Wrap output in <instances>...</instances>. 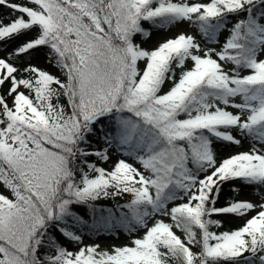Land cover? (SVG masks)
Masks as SVG:
<instances>
[{"label":"snow or ice","instance_id":"obj_1","mask_svg":"<svg viewBox=\"0 0 264 264\" xmlns=\"http://www.w3.org/2000/svg\"><path fill=\"white\" fill-rule=\"evenodd\" d=\"M0 264H264V0H0Z\"/></svg>","mask_w":264,"mask_h":264},{"label":"rangeland","instance_id":"obj_2","mask_svg":"<svg viewBox=\"0 0 264 264\" xmlns=\"http://www.w3.org/2000/svg\"><path fill=\"white\" fill-rule=\"evenodd\" d=\"M16 2H20V3H23L25 2V0H16ZM3 11H8L7 9H4ZM176 32V29L173 28L171 31H169L167 33V35H172ZM163 36L164 34L157 31L153 37H152V40H151V44L152 45H155L157 39H163ZM148 44H145V47H147ZM37 59H34L33 63H36L38 64L39 66L41 67H45V63H44V60H43V53H38L37 54ZM51 71H55L54 69H49ZM168 85H166V88H167ZM166 90V89H165ZM244 148L246 149L247 148V143H245L244 145ZM231 151H236L235 148H230V149H227V150H222L221 151V156L223 155H226L228 152H231ZM113 159H115V156L113 157ZM105 167H107V165H104ZM250 191L249 189H243L241 190L240 192V196L237 197L238 199L239 198H248L247 197V192ZM103 215V214H101ZM105 216V215H104ZM237 223L239 224H242V221L240 220H236ZM118 236V238H117ZM85 242L86 243H90L92 241H97V242H100L102 244V246H106L108 244H111V243H117V244H120V243H125L127 242L128 240V236L126 233L120 231V230H116V231H113V232H110V233H99V235H92V234H86L85 233Z\"/></svg>","mask_w":264,"mask_h":264},{"label":"trees","instance_id":"obj_3","mask_svg":"<svg viewBox=\"0 0 264 264\" xmlns=\"http://www.w3.org/2000/svg\"><path fill=\"white\" fill-rule=\"evenodd\" d=\"M156 32L157 31L154 30L153 31V35ZM138 39H139V37H138ZM91 139L93 140L94 145H97V146L99 145L100 142L97 141L96 137H92ZM217 150H218L219 154L221 155V151L224 150V149L222 148V146L217 145ZM241 190H243V188ZM231 195H233V193L230 192L229 186L226 185L225 188H224V191L222 193L221 200H220L218 206L224 204L225 198L228 197V196H231ZM124 202H125L124 199H111V198H109V199H102L100 201L95 202V206H96L97 209H103V210H109L110 209L116 216H119L120 212H121V209L118 206L120 204H123ZM101 214L107 216L108 212L107 211H103L102 213L98 212L97 213V218H99V216ZM85 218L88 220L89 224L92 223V219L93 218H92L91 214H89ZM214 218L224 219L222 217H214ZM236 220L237 219H226L225 223H224V227L221 230H228V229L237 228V227L241 226V224L237 223ZM116 230L117 229H113L111 231L101 230L100 232L101 233H110V232H113V231H116ZM120 231L124 232L122 229H120ZM85 233L86 234H92V233L88 232L87 229H85ZM92 235L94 236L95 234H92Z\"/></svg>","mask_w":264,"mask_h":264}]
</instances>
